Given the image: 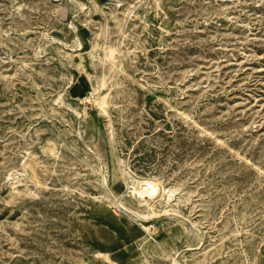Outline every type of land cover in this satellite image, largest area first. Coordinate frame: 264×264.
<instances>
[{"label":"rangeland","instance_id":"374dc122","mask_svg":"<svg viewBox=\"0 0 264 264\" xmlns=\"http://www.w3.org/2000/svg\"><path fill=\"white\" fill-rule=\"evenodd\" d=\"M174 263L264 264V0H0V264Z\"/></svg>","mask_w":264,"mask_h":264},{"label":"bare ground","instance_id":"6f19581e","mask_svg":"<svg viewBox=\"0 0 264 264\" xmlns=\"http://www.w3.org/2000/svg\"><path fill=\"white\" fill-rule=\"evenodd\" d=\"M83 4V3H82ZM82 4H81V7H82ZM82 8H85V7H82ZM106 44V43H105ZM78 46H79V49L82 48V42H78ZM110 49V48H109ZM106 57H108L109 59L113 58V50L111 49L109 51V54L106 55ZM104 58V57H103ZM103 73V72H102ZM112 84V83H111ZM111 86V85H110ZM104 97V96H103ZM106 98V97H105ZM104 99V98H103ZM97 101V100H96ZM96 104V103H95ZM103 110V109H102ZM104 111V110H103ZM105 112V111H104ZM106 113V112H105ZM138 187V186H137ZM136 186H132V192L134 193H137L138 196L142 199V200H145V197L149 196L151 197L153 194H155L157 188L153 185V183L150 181V180H145L143 182V184L137 188ZM161 193V192H160ZM136 194V195H137ZM154 199V198H153ZM152 199V200H153ZM152 212V211H151ZM173 212V211H172ZM137 213V212H135ZM158 214V213H157ZM138 216L142 217V218H145L147 217L148 215L147 214H141V213H137ZM152 215V214H151ZM133 228V226H132ZM175 264V263H174Z\"/></svg>","mask_w":264,"mask_h":264}]
</instances>
